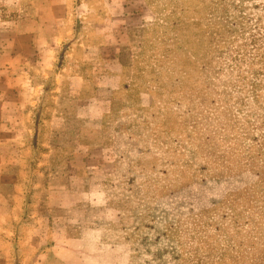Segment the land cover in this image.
I'll use <instances>...</instances> for the list:
<instances>
[{
  "label": "rangeland",
  "instance_id": "374dc122",
  "mask_svg": "<svg viewBox=\"0 0 264 264\" xmlns=\"http://www.w3.org/2000/svg\"><path fill=\"white\" fill-rule=\"evenodd\" d=\"M37 1L0 0L1 42L25 31L21 7ZM86 6L120 48V89L101 126L63 125L55 155L27 143L18 171L0 175L20 204L2 227L21 233H2V247L23 242L51 178L79 170L80 202L47 212L40 253L56 240L69 264L96 245L117 264H264V0H69L79 26ZM86 144L72 163L69 149Z\"/></svg>",
  "mask_w": 264,
  "mask_h": 264
},
{
  "label": "crops",
  "instance_id": "0c3cea01",
  "mask_svg": "<svg viewBox=\"0 0 264 264\" xmlns=\"http://www.w3.org/2000/svg\"><path fill=\"white\" fill-rule=\"evenodd\" d=\"M68 1L38 0L35 5L21 7L24 19L16 22L15 27L25 31L14 34L12 39L0 40V67L7 64L6 69H0L2 176L12 171L13 167L18 171L19 157L27 155V143L48 148L43 156L51 157L57 149L54 147L65 135L63 125L69 133L75 132V125L80 121L101 126L109 114L114 94L120 89L124 70L120 48L110 45L106 31L101 33L91 27L89 7L86 6V15H81L85 20L80 26L73 21L77 11L73 14L69 12ZM101 25L106 26L105 22ZM82 147L86 151H80ZM69 150L72 163L81 157L80 153H84V157H89L91 153L87 144ZM81 166L85 175L93 171L84 160ZM72 173L73 177L70 176ZM79 173V170H72L63 179L51 178L46 186V197L39 198L35 204V212L31 216L35 222L24 230L23 242L19 240V246L11 249H5L0 244V264L6 257H13L17 264H69L60 258L59 254L63 251L59 249L58 241H53L56 244L47 256L40 253L42 245L35 247L32 240L46 233L44 222L51 218L50 211L73 207L80 202L79 195L86 186L82 183L77 185L81 181ZM2 176L0 236L7 233L18 238L21 233L16 231V235L14 231H5L2 227L9 220L17 222L20 219V204L4 194ZM36 188L40 190L42 186L37 185ZM40 210H43L41 214ZM21 246L22 255H19L17 248ZM91 250L87 259L89 263H82L84 258L79 257V262L74 264H117L112 261L111 247L96 245ZM102 252L108 255L104 258L100 256ZM38 254L42 260L38 259ZM123 260L118 264H128L126 256Z\"/></svg>",
  "mask_w": 264,
  "mask_h": 264
},
{
  "label": "trees",
  "instance_id": "16d2710c",
  "mask_svg": "<svg viewBox=\"0 0 264 264\" xmlns=\"http://www.w3.org/2000/svg\"><path fill=\"white\" fill-rule=\"evenodd\" d=\"M263 35H264V34H263ZM255 38H256V35H254V42H257V41L255 40ZM236 58H237L236 61H240V60H242L243 56L240 58V54L238 53V56H237Z\"/></svg>",
  "mask_w": 264,
  "mask_h": 264
}]
</instances>
